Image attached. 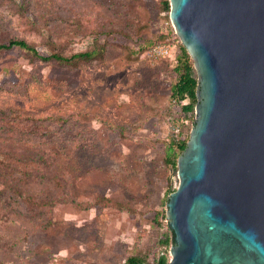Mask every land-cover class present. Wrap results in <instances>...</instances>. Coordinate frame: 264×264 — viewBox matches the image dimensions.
Returning a JSON list of instances; mask_svg holds the SVG:
<instances>
[{
  "label": "rangeland",
  "instance_id": "1",
  "mask_svg": "<svg viewBox=\"0 0 264 264\" xmlns=\"http://www.w3.org/2000/svg\"><path fill=\"white\" fill-rule=\"evenodd\" d=\"M163 2L0 0V42L105 45L77 66L0 50V264H150L164 247L178 183L166 150L195 112L170 96L183 44Z\"/></svg>",
  "mask_w": 264,
  "mask_h": 264
},
{
  "label": "water",
  "instance_id": "2",
  "mask_svg": "<svg viewBox=\"0 0 264 264\" xmlns=\"http://www.w3.org/2000/svg\"><path fill=\"white\" fill-rule=\"evenodd\" d=\"M197 72L168 264H264V0H169Z\"/></svg>",
  "mask_w": 264,
  "mask_h": 264
},
{
  "label": "trees",
  "instance_id": "3",
  "mask_svg": "<svg viewBox=\"0 0 264 264\" xmlns=\"http://www.w3.org/2000/svg\"><path fill=\"white\" fill-rule=\"evenodd\" d=\"M163 4L165 9L170 8L168 0H164ZM14 46L24 50L31 58L49 59L58 64L67 66H77L82 62L102 57L105 51L104 43H97V45L91 49L69 54L56 51L42 54L33 43L24 38L11 37L6 42H0V50ZM174 71L176 73V80L171 85L170 96L176 102H181L182 100L187 99V101L181 105V108L185 112H193L197 101L196 88L198 81L192 57L184 46H180V51L176 57ZM186 144L187 138L181 137L180 135L171 143L166 150L165 161L168 165L173 168L176 166L177 157L185 149ZM173 190L174 189L168 190V195ZM156 214L158 213L156 212ZM161 215L163 216V212ZM169 231V234L167 233L162 241L164 247L159 250L157 256L150 262V264H168L169 254L167 252V246L173 243V233L170 228ZM144 260V257L131 256L126 259L125 264H145Z\"/></svg>",
  "mask_w": 264,
  "mask_h": 264
},
{
  "label": "built area",
  "instance_id": "4",
  "mask_svg": "<svg viewBox=\"0 0 264 264\" xmlns=\"http://www.w3.org/2000/svg\"><path fill=\"white\" fill-rule=\"evenodd\" d=\"M169 51V47L166 46V45H162V44H159V45H155L153 46L150 51H149V54L150 56H154V57H158V56H164L165 54H167ZM179 133H180V130L179 128L176 126L173 130V134L175 136V138H178L179 137Z\"/></svg>",
  "mask_w": 264,
  "mask_h": 264
}]
</instances>
